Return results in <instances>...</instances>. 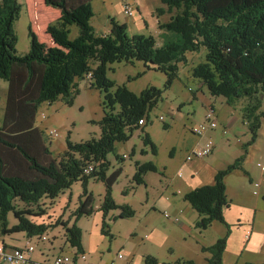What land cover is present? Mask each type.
<instances>
[{"label":"trees","instance_id":"obj_1","mask_svg":"<svg viewBox=\"0 0 264 264\" xmlns=\"http://www.w3.org/2000/svg\"><path fill=\"white\" fill-rule=\"evenodd\" d=\"M94 1L44 0L46 7L61 14L46 30L53 45L41 42L30 27L31 50L18 56L14 25L20 18L22 5L19 0H0V80L9 86L0 127V234L23 233L30 239L46 237L52 243L49 232L62 226L67 247L75 251L74 255L85 254L77 221L94 212L93 194L88 190L91 180L106 186L107 196L101 210L104 236L112 238L106 222L111 211L121 209V219L135 215L134 210L120 207L112 197L113 187L123 173L119 168L108 175L111 167L108 156L115 154L116 145L129 142L141 129L146 144L157 153L144 128L165 91L151 87L137 95L126 86L116 87L107 76L110 65L143 62L149 69L166 75L169 90L179 80V65L187 61V54L199 53L204 47L205 63L193 70V77L203 82L212 96L226 99L228 105L241 98L248 99L244 107L252 134L248 145L256 142L264 119V112L258 114L262 101L259 96L264 95V0H160L170 12L177 11L170 22L159 24L164 39L161 47L153 36H130L128 26L115 19H111L109 34L98 35L91 25ZM164 10L159 9L157 15L161 17L166 13ZM73 27L79 28L74 40L70 38ZM88 77L91 88L104 93L101 137L77 144L69 140L67 150L56 159L42 130L36 126L39 109L61 97L72 105L80 93L79 81ZM211 111L216 115L214 109L208 114ZM140 121L147 123L141 126ZM164 127L169 128L167 124ZM116 158L124 162V158ZM91 167L93 170L87 173ZM136 168L133 180L138 185L145 184V173L157 171L152 163H136ZM239 168L240 160L219 171L213 184L185 195V201L199 215V230L206 231L214 223L229 228L225 221V210L230 207L226 179ZM78 182L83 194L79 208L72 214L76 223L70 226L69 222L54 221L51 217L49 223L41 221L49 218L44 201L51 200L53 205ZM11 214L18 221L13 227H9L8 221ZM227 243L228 236L202 249L211 255L207 264H223ZM146 264L158 261L148 257Z\"/></svg>","mask_w":264,"mask_h":264},{"label":"rangeland","instance_id":"obj_2","mask_svg":"<svg viewBox=\"0 0 264 264\" xmlns=\"http://www.w3.org/2000/svg\"><path fill=\"white\" fill-rule=\"evenodd\" d=\"M19 2L22 13L14 25L18 39V56H25L31 50L30 27L41 42L53 45L44 30V24H55L57 17L45 8L59 13L60 11L46 7L43 0ZM34 5L39 11L37 21L32 11ZM126 5L132 7V17L125 14ZM93 7L94 18L91 25L98 35L109 34L111 19H115L128 26L130 36H153L158 47L164 44L159 24L170 22L177 14L175 10L170 12L168 6L160 0H96ZM159 9L166 10L161 17L157 15ZM78 29L73 27L70 36L72 40L77 38ZM205 56L204 47H201L199 53H188L187 61L179 65V80L169 90L166 89V75L149 69L143 62H124L109 66L107 76L116 87L126 86L137 95L151 87L165 92L162 100L152 110L148 126L144 128L156 146L157 153L154 154L151 145L146 144L145 133L140 129L129 142L117 144L115 154L108 156L111 163L108 175L119 168L123 169L121 177L113 187L112 197L120 207H130L135 211L134 217L127 219L120 218L121 209L107 215L106 222L112 238L102 234L104 213L101 210L107 196L104 183L90 181L88 190L93 194L94 212L78 221L72 214L79 208L83 194L80 182L61 194L53 205L51 200L44 201L49 218L46 216L40 220L49 223L51 217L54 221L69 222L70 226L77 221V226L82 231V243L91 262L110 264L109 260H113L120 252L131 264H146L148 257L157 259L158 264H180L184 259L196 264L205 262L209 255L203 253L201 248L213 245L223 226L217 223L208 231L195 229L198 214L177 215V210L187 207L179 190L189 191L190 187L196 188L195 186L206 181L202 179L207 174L206 170H203L204 175L201 176L193 173L192 166L199 161L185 164V160L189 154L198 153L205 141L204 135H197L193 128L206 122L210 109L217 112L219 124L209 132L216 149L213 157L208 159H214V167L219 169H225L240 160L238 174L227 181L230 205V209L226 210L228 220L236 221L238 213H247L250 206L240 202L238 189L249 191L247 170H251L256 178L263 176L264 179V119L256 142L248 145L252 140L244 113L248 99L241 98L234 105H228L223 97L212 96L203 82L193 77V70L205 63ZM8 87V82L0 80V127L4 121ZM79 89L80 93L72 105L67 104L61 97L52 104L44 103L37 115L36 126L42 130L45 142L56 159L67 150L69 140L77 144L101 137L99 123L105 116L104 93L91 88L89 77L79 81ZM259 97L262 101L258 114L264 112V95ZM161 117L165 120H160ZM164 124L169 128L165 129ZM51 133L57 135L52 137ZM116 156L124 158V162L119 161ZM136 163H152L157 168L156 172L149 171L144 174L143 185H138L133 180L137 171ZM260 207L264 208L262 205ZM49 237L51 241L55 240L53 252L60 251L57 249L58 245L63 247L66 243L65 229L62 226L52 229ZM33 239L39 244L42 243V246L51 245L49 241L42 242L37 237Z\"/></svg>","mask_w":264,"mask_h":264},{"label":"crops","instance_id":"obj_3","mask_svg":"<svg viewBox=\"0 0 264 264\" xmlns=\"http://www.w3.org/2000/svg\"><path fill=\"white\" fill-rule=\"evenodd\" d=\"M45 9L48 12L54 13L55 17H57V20H56V22H57L61 16V14L58 11H54V10H51L48 8H45ZM38 10H39V8H38ZM32 11H33L35 19L37 21V18L39 17V11H37L36 5H34ZM51 21H53V20H51ZM48 23H50V22H48ZM49 25H53V24H49ZM49 25L44 24V30H47ZM216 120L218 121V124H219L217 112H216ZM209 132H211V131H208L205 133V135L208 134V136L204 135L205 141L203 140L204 142H203V144H201V148L204 147V145L206 144V142L208 140H212L214 142V140L212 138H210L209 134H211V133H209ZM214 145H215V143H214ZM215 149H216V145H215ZM214 152L212 155H210L209 157H206V158L194 159L193 161H190V162L187 161V159L185 160V162H186L185 164H193L194 161H196V160L199 161V163H195L192 166L194 174H197L199 176L204 175L203 170H206L207 174L204 175L202 178L203 180H206L205 183H201V184H199V186H195L196 188L190 187L191 190H189V191L181 190V189L179 190V193H180V195H182V199L184 201H185L184 197L186 194L192 192L193 190H195L199 187L213 184L215 181V177L218 174V172L224 170V169L215 168L214 162L212 161L214 159H212V160L208 159L210 157H213ZM189 156H190V154H189ZM247 172L249 173V178L246 176L245 177L247 178L248 184L250 186L249 191H247V189H242V190L238 189V194L240 196L239 199L241 200L240 202L244 203L245 205L250 206L249 209H247V213H241V214L238 213L236 215L237 216L236 221L235 220L229 221L228 217H227V213H226V210L230 209V207H229L228 209L225 210V221H226L227 225L229 226V228L224 224L218 223L221 226H223L224 229L220 228V235L217 238V241L213 245H215L220 239L228 236V243H227V247H226V250L224 252L223 260H222L223 264H264V208L260 207V205L264 206V202H263L264 201V197H263V195H264V179H263V176H261L260 178H256V176L253 175L251 170L250 171L247 170ZM237 174H238V171H235L227 177L226 187H227V181L230 178H232V179L235 178V176ZM181 175H182V172H181ZM182 178H183V175H182ZM185 184H186V182H185ZM228 193H229V191L227 188V196L229 199ZM185 203H187V202H185ZM186 206L187 207H184L182 209L177 210V215H184L185 213H186V215L187 214H190V215L197 214L192 209V207L190 206L189 203H187ZM178 217L179 216H177V222H179ZM184 217H186V216H184ZM199 220H200V218L198 215V218L195 221V229H198L197 223ZM8 221H9V227H13V226L17 225V223H18V221L14 218L13 214L8 216ZM216 224L217 223L212 224V226L209 229L214 228V226H216ZM209 229H207L206 231H208ZM229 230H230V232H229ZM42 242H48V241L42 240ZM29 244L36 246V250L33 254L28 256V263L27 264L49 263V262L53 261V259L59 255H62V254L74 255L75 254V251L72 248L67 247V246H69L67 243H65L63 247L58 245L57 249H60V251L53 252V250L55 248V247H53L55 244V240H54V242L51 243V245L42 246L41 245L42 243L39 244V243L35 242L33 238L30 239L23 233L7 235V236H3L0 234V246H6L7 248H11V249H15V248L22 249V248H25L26 246H28ZM213 245L208 246V247L202 246L201 250L203 248L212 247ZM83 247H84L85 254L88 255V251H87L86 247L84 245H83ZM61 249H63V251ZM67 251H69L71 254H68ZM205 254H208V253H205ZM208 255L209 256L205 259V262L203 264H207L208 259L211 258V255L210 254H208ZM109 261L111 262L112 260H109ZM184 261H191V260H185L184 259ZM191 262L195 263L194 261H191ZM0 264H6V263L0 262Z\"/></svg>","mask_w":264,"mask_h":264},{"label":"built area","instance_id":"obj_4","mask_svg":"<svg viewBox=\"0 0 264 264\" xmlns=\"http://www.w3.org/2000/svg\"><path fill=\"white\" fill-rule=\"evenodd\" d=\"M125 14L128 17L133 16V9L130 5L125 6ZM162 121L165 120L164 117H161ZM146 121H140L139 125H146ZM218 126V121L216 120V115L211 111L206 118V122L200 124L198 127L193 128V132L199 136L205 135L209 130L216 129ZM52 136L57 134L51 133ZM215 151V145L212 140H208L203 148H201L198 153H191L187 158V161H193L194 159H201L209 157ZM93 168H89L87 173H90ZM43 241H48L46 237L42 238ZM36 250V246L29 244L22 249H11L5 246H0V262L6 264H27L28 256L33 254ZM44 264H96L89 260L87 254H78V255H59L53 259V261ZM110 264H131L124 254L121 252L116 255V257L110 262Z\"/></svg>","mask_w":264,"mask_h":264}]
</instances>
